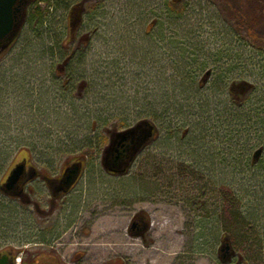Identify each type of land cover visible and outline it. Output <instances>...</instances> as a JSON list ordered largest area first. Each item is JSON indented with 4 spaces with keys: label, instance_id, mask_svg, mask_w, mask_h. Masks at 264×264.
Instances as JSON below:
<instances>
[{
    "label": "rangeland",
    "instance_id": "1",
    "mask_svg": "<svg viewBox=\"0 0 264 264\" xmlns=\"http://www.w3.org/2000/svg\"><path fill=\"white\" fill-rule=\"evenodd\" d=\"M168 1L85 2V11L97 8L76 24L80 35H88L86 59L72 67L73 74L91 80L82 91L80 80L71 90L56 83L47 72L48 56H41L42 46L55 40L64 24L62 7L50 10L43 38L25 25L0 50V138L21 135L27 146L15 147L0 161V183L25 159L49 177L60 176L65 165L83 163L76 183L59 197L41 177L28 181L23 197L0 189V251L21 261L33 257V264H264V0H243L234 11L220 0H181L188 9L177 18L163 14ZM155 15L157 43L150 33L144 36ZM174 33L190 38L192 46L184 48L196 54H171L168 39ZM194 57L205 62L199 79L207 81L189 98L181 95V77ZM226 68L232 69L226 85L212 86ZM231 79L248 83L242 100L228 93ZM150 96L158 116L151 119L144 147L133 151L122 171L104 168L113 135H94L82 111L97 106L101 117L133 116ZM113 104L123 110H113ZM40 121L55 132L50 141L39 137ZM91 136L95 142L106 136L107 143L84 147ZM147 153L156 154L154 176L140 174L137 161ZM240 154L252 160L250 166L241 163ZM134 212L145 215L148 229L131 236L127 228ZM236 213L255 225L259 247L255 242L249 248ZM58 214L71 221L61 218L55 225ZM224 239L229 260L219 250Z\"/></svg>",
    "mask_w": 264,
    "mask_h": 264
},
{
    "label": "trees",
    "instance_id": "2",
    "mask_svg": "<svg viewBox=\"0 0 264 264\" xmlns=\"http://www.w3.org/2000/svg\"><path fill=\"white\" fill-rule=\"evenodd\" d=\"M75 1L76 0H39L38 3L35 2L34 5L31 6V8L29 9L25 22L23 23V26L27 25L32 30V35L34 36L37 35V37L41 39L43 34H46L49 32V31L48 32L46 31L47 29H49V26H46L45 24L47 21V17L49 16L50 10L52 8L59 9L62 7V11L64 10L63 11L64 24L62 25L61 30H59V34L55 40L54 39L51 40L52 36H50L49 34L48 37L50 38L51 41L48 45L46 44L45 46H42L43 52L41 56H44V54L48 56L49 61L46 62L47 63L46 68L48 69L47 72L53 73L54 75L53 80L56 83L60 82L62 83V86L69 87V89L71 90L75 88V84L80 80V82L77 85V90L82 91L86 85L91 83V80L89 77H87L82 72H79V73L75 72L73 74L74 70L72 69V67L76 64L77 65L83 64L84 60L86 59V49L88 48L86 45L87 42L66 39L68 38L69 32L76 33L80 30V25L79 26L70 25L67 20V13L69 12L70 6ZM220 1L224 2V5L226 6L225 8L229 9V11L231 10L234 11L233 9L234 6H239V3L243 0H220ZM174 2H176V0H169L168 2H165L162 5L163 14H165L168 17L171 16V18H177V17H180V15H183V12L188 9V3L181 1V0L178 1V3L177 2L174 3ZM43 3L45 4L44 6H42ZM96 6L93 9L90 8L89 10L86 9L85 11V4H84L83 11L80 15L79 23H82L83 19L84 18L86 19V16L89 13V11L91 9L94 10L95 8H97ZM153 17L154 19L151 22H149L146 25V27H144V36L149 35L150 33L151 39L155 41V43H157L158 41L157 37L159 33H157V31H155L153 28V26H156L157 16L155 15ZM239 19L242 20V21L240 20L241 22L245 23V20H244L245 16L243 17L242 15H240ZM148 26L149 28H147ZM176 34L177 33L171 34L170 39H168L169 40L168 44L171 47L170 53L173 54L172 53L173 50L175 51L178 50L179 56L187 57V58L190 57V55L196 54L194 49L189 51L186 48H184L186 46L188 47L192 46L190 42V38H187L186 36L183 38L182 37L179 38ZM193 62H195V64H193ZM53 67H56L54 71H53ZM205 67H206L205 62H197L195 57L193 58L192 61L188 62V64H186L183 67V71H182L183 76L181 78H183L182 80H185V82L183 83L182 89L180 91L181 95L184 96V95L189 94L188 96L190 98L191 96H195L196 92H198L200 89L199 87L204 86L207 80L202 81L201 79H199V75L204 71V69H206ZM231 70H232L231 68H226L224 72L222 70L218 71L217 74L218 76L221 77V79L218 81L214 80L212 83V86H214L215 84H217L218 87L221 84L226 85V81L227 80L229 81L228 75L230 74L229 72H231ZM63 76L65 77L63 80H61V77ZM223 78H225V80H223ZM232 81L233 79L230 80L231 83L229 85L230 87L228 89V93L234 98V100H237V99L240 100L242 97L241 93L248 86V83H246V81H244L243 79L241 81H238L237 84H233ZM173 85H174L173 87H177L176 83H174ZM192 93H195V94L191 95ZM150 98H151V101H147V102L145 101V102L140 103V107L142 108L141 112L139 113L136 112V114H134L133 116H128L127 114H124V116L122 117L119 114H115V115L110 114L107 117H101L99 113L102 111V109H100V107L98 108L97 106H94L93 110L85 107L82 113L88 116L87 120L89 121L87 123L88 124L87 126L90 127V130L92 131L94 135L95 133H97L96 135H98L100 134V132H103V133L107 132V134L111 133L112 135H114L116 132L129 129L137 124L147 123L151 125L152 120L154 119L155 116H158V113L155 109L152 110V106H154L153 104L154 102L151 96ZM244 103H245V100H244ZM31 107L32 106H30L29 108ZM112 107H113V110L115 111L116 110L119 111L120 109L123 110L122 109L123 105L113 104ZM127 108L128 107H126L124 112L128 110ZM168 109L169 107L167 106L161 107V110L163 111L162 113H167ZM41 122L42 121L38 123V125L40 126V133H38V135L39 137H43V139L47 138L50 141L51 140L50 135L51 136L54 135L55 132L54 131L51 132L48 129V126H44L45 123L41 124ZM48 123L50 122L48 121ZM21 137H22L21 135H15V136L10 135L8 137L0 138V161L4 162V159L10 156L12 154L13 149L17 146L19 148L21 147L27 148L26 144L22 143ZM93 137L94 136H91L89 140L86 141V144H84V147H91V148L98 147V149H100L102 145L107 143L106 136H104L103 138H100L96 142L94 141ZM45 146L50 147V143H47ZM143 147L144 146L142 144L141 146L138 147L137 150L139 151ZM239 157H240L239 160H241V163H244L248 166L251 165L252 160H248L247 155L240 154ZM137 162H138V167L141 168L140 174H143V175L149 174V175L154 176V173H157L156 154L152 155V154L147 153L143 160L138 159ZM150 171H153V172L156 171V172L150 173ZM124 172L127 173L128 170H125ZM193 173H195V170ZM197 174L198 173H195L196 178H197ZM234 218H235L236 223H241L246 226V227L243 226L244 228L241 227L240 231H242L243 238L247 240V243H249L247 244L249 248L252 246L254 247L255 245L253 244H255V242H256V245L259 247L260 246L259 240L254 234H252L255 225L247 221L246 217H244V214L236 213V216ZM244 233L248 234V236L244 235ZM33 261H34L33 257L30 259H23L21 261V264H33Z\"/></svg>",
    "mask_w": 264,
    "mask_h": 264
},
{
    "label": "flooded vegetation",
    "instance_id": "3",
    "mask_svg": "<svg viewBox=\"0 0 264 264\" xmlns=\"http://www.w3.org/2000/svg\"><path fill=\"white\" fill-rule=\"evenodd\" d=\"M85 1L87 0H76L70 6L69 12L67 13V20L70 25H73V24L76 25L77 22L80 21V15L83 11ZM35 2L38 3V0H14L13 1L11 5V14L14 16V18L18 22L17 23L18 27L14 31L13 29L9 30V32H7L3 37L0 38V50L8 46L9 43L17 37L20 29L23 26V23L25 22L29 9L31 8V6L34 5ZM66 39L86 41L88 39V35L87 34L80 35L79 32H76V33L69 32L68 38ZM144 137H145V134L143 133V131L138 132L136 135H134L130 139L129 138H126V139L117 138L116 135H113L109 141V142L112 141V144L109 143L110 146H108L105 149V153H104L103 160H102L103 167L106 169H111L113 171L114 170L122 171L130 163V157H131V154L133 153V150L130 147L131 144L133 145L134 143L136 144V143L141 142ZM18 162H15L14 166ZM82 164H83L82 161H77L71 166L65 165L62 169L60 176L49 177L44 174H41V172L38 169H36V167L30 161L25 159V168H24L23 174L21 178L19 179V181L10 188H7L4 185L7 175L9 174L11 169L14 167L13 166L8 172V174L5 176V178L3 179V181L0 183V189L4 190V192H6L10 196L23 197L26 195L28 181L42 178V181L44 182V184H46L47 188L51 190L52 195L59 197L62 195L61 190L69 189L76 183V180L78 178V175L81 169L80 166ZM26 201L28 202L29 199H26ZM91 201L92 200H89L88 206L91 204ZM34 204L37 209L36 212H39L38 203L35 202ZM89 208L91 207L89 206ZM40 211L42 210L40 209ZM88 215H91L90 211ZM144 216L145 215L142 214L141 212H134L132 214L130 221H129L128 228H127L131 236L140 235L148 229L147 227L148 223ZM61 218L62 217H59V214H58L56 216V222L54 224L58 226L61 221ZM62 219H66L68 222L71 221L70 219L68 220L66 216H63ZM223 241H225V239ZM38 243L44 244L45 242L41 240V241H38ZM5 245L6 244H4L3 247ZM1 255L7 256V260H8L7 264H14L13 261L17 257H19L20 259V256L11 255V253L7 250L0 251V256ZM229 259L230 257L227 260Z\"/></svg>",
    "mask_w": 264,
    "mask_h": 264
},
{
    "label": "water",
    "instance_id": "4",
    "mask_svg": "<svg viewBox=\"0 0 264 264\" xmlns=\"http://www.w3.org/2000/svg\"><path fill=\"white\" fill-rule=\"evenodd\" d=\"M14 0H0V38L3 37L9 30H16L18 27V22L14 18V16L11 14V5ZM14 35V34H13ZM143 131L145 136H149L152 132V127L150 124L143 123V124H137L129 129L117 132L115 135L117 138H131L134 135H136L138 132ZM146 132V133H145ZM145 137L143 138V140ZM143 140L139 143H134L133 145L131 144V149L135 151L143 142ZM112 144V141L110 142ZM110 146V145H109ZM261 152V149L258 148L255 153L253 154V158L255 159L258 154ZM25 168V160H22L18 163L15 164V166L11 169L9 174L7 175V178L4 182V185L7 188L12 187L15 183L19 181L21 178L23 171ZM220 251L225 250V259L229 258V255L231 253L230 251V246H228L226 241H223L220 248ZM7 256L6 255H1L0 256V264H7Z\"/></svg>",
    "mask_w": 264,
    "mask_h": 264
},
{
    "label": "built area",
    "instance_id": "5",
    "mask_svg": "<svg viewBox=\"0 0 264 264\" xmlns=\"http://www.w3.org/2000/svg\"><path fill=\"white\" fill-rule=\"evenodd\" d=\"M19 260V259H18Z\"/></svg>",
    "mask_w": 264,
    "mask_h": 264
}]
</instances>
